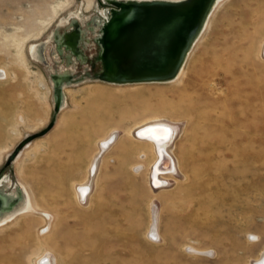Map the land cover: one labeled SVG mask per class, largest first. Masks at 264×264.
I'll list each match as a JSON object with an SVG mask.
<instances>
[{
  "label": "rangeland",
  "instance_id": "1",
  "mask_svg": "<svg viewBox=\"0 0 264 264\" xmlns=\"http://www.w3.org/2000/svg\"><path fill=\"white\" fill-rule=\"evenodd\" d=\"M109 8L0 0V194L15 197L19 186L34 208L0 226V264H38L47 253L56 264H256L264 0L217 2L173 82L66 86L50 131L9 161L53 120L51 76L100 70L99 19ZM72 32L65 42L75 50L58 40ZM162 120L177 125L175 171L161 170L154 147L134 137Z\"/></svg>",
  "mask_w": 264,
  "mask_h": 264
},
{
  "label": "water",
  "instance_id": "2",
  "mask_svg": "<svg viewBox=\"0 0 264 264\" xmlns=\"http://www.w3.org/2000/svg\"><path fill=\"white\" fill-rule=\"evenodd\" d=\"M104 1L110 8L107 10V19L105 21L99 19L97 60L100 63V70L93 75L86 70L79 77L70 70L53 74L52 122L45 130L22 141L9 161L13 160L26 144L50 131L55 116L61 110L66 86L88 79L115 85L165 83L174 80L217 0ZM75 33H65L58 40L71 47L72 45H68L65 39ZM56 34L54 33V38H57ZM41 46L43 47V44ZM71 48L75 50L74 47ZM16 187L19 191L20 187ZM16 201H18L16 197H11L10 204Z\"/></svg>",
  "mask_w": 264,
  "mask_h": 264
},
{
  "label": "bare ground",
  "instance_id": "3",
  "mask_svg": "<svg viewBox=\"0 0 264 264\" xmlns=\"http://www.w3.org/2000/svg\"><path fill=\"white\" fill-rule=\"evenodd\" d=\"M220 1H222V0H217L215 5L217 4V2H220ZM205 25H206V23H205ZM205 25H204V27H205ZM203 29H202V31H203ZM71 42H74V40H71ZM21 44L18 43L17 56L22 55V48H21L22 45ZM183 65H184V63H183ZM182 69H183V66L181 67L177 77L174 80H176L180 76ZM174 80L169 81V82H173ZM176 131H177V125L175 123H170L169 121L165 122L162 120V121H155V122L151 123L150 125L146 126L145 128H142V129L136 131V133H135L136 135L134 134L135 136L134 135L133 136L138 138V139L144 140V142L145 141L149 142L154 147L155 154L157 155V158H158L157 166L160 167L161 170L163 169V170H168V171H175L176 165L174 164V160H173L172 155H171V148L169 147L170 146L169 144H170L171 140L174 138V136L176 135ZM100 149H101V147H100ZM104 149H106V148H104ZM100 151L102 152V150H100ZM169 175H170V173H169ZM0 195H2V196H0V226L4 225L5 223H7L9 221H12L17 216L23 215L25 213H33L34 212V208H33V205L31 203L30 197H29V195L25 189H23V188L20 189L19 194L15 196L18 199V201H16V203H14V204H12V203L10 204L11 196H14V194L13 195L0 194ZM77 199L79 200V202H82V200H83V198L80 197L79 195H77ZM84 201H86V200H84ZM47 258H48V253L45 254L38 261V264H56V259H55V263H51L50 260L48 262ZM256 264H264V254H262L261 259L258 262H256Z\"/></svg>",
  "mask_w": 264,
  "mask_h": 264
}]
</instances>
